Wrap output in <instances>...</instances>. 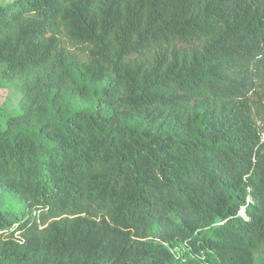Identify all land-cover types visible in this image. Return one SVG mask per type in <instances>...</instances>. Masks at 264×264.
<instances>
[{"label":"trees","instance_id":"1","mask_svg":"<svg viewBox=\"0 0 264 264\" xmlns=\"http://www.w3.org/2000/svg\"><path fill=\"white\" fill-rule=\"evenodd\" d=\"M0 77V264H253L264 0H12Z\"/></svg>","mask_w":264,"mask_h":264},{"label":"rangeland","instance_id":"2","mask_svg":"<svg viewBox=\"0 0 264 264\" xmlns=\"http://www.w3.org/2000/svg\"><path fill=\"white\" fill-rule=\"evenodd\" d=\"M11 1L12 0H0V4H6ZM67 47L74 52L80 53L81 55L84 54L70 44H68ZM21 97L22 92L15 83H8L7 80L0 77V125L3 124L6 116L17 113L20 110ZM250 97L253 102L252 108L253 110H255L256 103H258V100L261 97H263L262 102L264 104V87L261 85H257L255 91L251 94ZM255 119L257 121V124H261V119L260 117L258 118L256 112ZM261 137L264 138V128L262 130ZM253 264H264V245L255 250Z\"/></svg>","mask_w":264,"mask_h":264},{"label":"built area","instance_id":"3","mask_svg":"<svg viewBox=\"0 0 264 264\" xmlns=\"http://www.w3.org/2000/svg\"><path fill=\"white\" fill-rule=\"evenodd\" d=\"M261 133H262V131H261ZM261 133H260V139H261V140H264V138L261 137Z\"/></svg>","mask_w":264,"mask_h":264},{"label":"bare ground","instance_id":"4","mask_svg":"<svg viewBox=\"0 0 264 264\" xmlns=\"http://www.w3.org/2000/svg\"><path fill=\"white\" fill-rule=\"evenodd\" d=\"M240 213H243V208H241Z\"/></svg>","mask_w":264,"mask_h":264}]
</instances>
